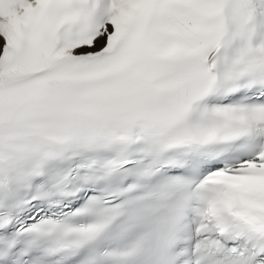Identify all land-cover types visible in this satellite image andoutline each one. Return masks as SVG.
<instances>
[{
  "label": "snow or ice",
  "instance_id": "snow-or-ice-1",
  "mask_svg": "<svg viewBox=\"0 0 264 264\" xmlns=\"http://www.w3.org/2000/svg\"><path fill=\"white\" fill-rule=\"evenodd\" d=\"M0 264H264V0H0Z\"/></svg>",
  "mask_w": 264,
  "mask_h": 264
}]
</instances>
